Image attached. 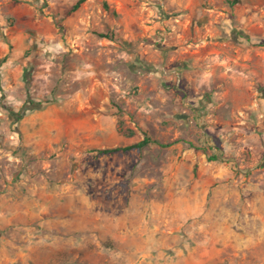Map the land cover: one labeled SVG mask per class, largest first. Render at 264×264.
Segmentation results:
<instances>
[{"label":"rangeland","instance_id":"rangeland-1","mask_svg":"<svg viewBox=\"0 0 264 264\" xmlns=\"http://www.w3.org/2000/svg\"><path fill=\"white\" fill-rule=\"evenodd\" d=\"M76 1L10 0L0 10V61L31 58L29 85L43 87L35 75L49 64L54 75H68L57 85L68 82L84 91L96 83L99 90L97 107L54 106L36 95L34 105L1 107L9 133H19L15 123L26 116L33 117V132L54 134L65 124L59 119L67 120L69 132L81 129L75 139L30 140L32 165L50 163L39 171L31 166V177L42 175L51 189L43 199L52 215L70 219L75 227L68 230L77 232L57 240L60 249L50 252L49 264H264V197L256 198L254 189L264 171H236L208 160L210 151L184 143L96 153L136 143L145 133L163 144L183 140L197 149L223 148L230 157L244 147L262 156L264 137L258 131L244 134V143L225 139L222 122L237 102L222 104L225 83L218 62L264 52V0H184L183 7L167 10L165 0H95L109 19L104 11L91 19L87 34L96 33L81 42L74 34L69 38L66 25ZM128 11L138 19L131 26ZM48 21L56 35L51 41L30 43L16 35L33 24L44 32ZM129 31L132 39H124ZM230 64V76L250 79L248 68ZM110 83L115 87L107 93ZM254 86L264 98V85ZM251 95L237 100L251 102ZM95 119L98 130L87 131ZM240 158H247L246 151ZM68 187L72 193H62ZM81 199L97 212L91 214Z\"/></svg>","mask_w":264,"mask_h":264},{"label":"crops","instance_id":"crops-1","mask_svg":"<svg viewBox=\"0 0 264 264\" xmlns=\"http://www.w3.org/2000/svg\"><path fill=\"white\" fill-rule=\"evenodd\" d=\"M9 1L0 0V10L1 5H8ZM108 1L120 3L119 0ZM164 5L166 10L179 9L183 7L184 0H165ZM116 8L118 10L121 9L119 5ZM103 11L107 14L102 2L98 5L95 0H84L77 10L67 16L66 25L68 28L71 27L68 31L69 38L74 34L73 36L77 37L76 42H81L84 38L94 35L95 31L87 34L90 20L95 19L98 15L102 16ZM150 12L152 13V11ZM106 18L109 19L108 14ZM128 19V26L138 22L137 17H133L130 12ZM49 21L46 23L47 29L44 32L35 31L33 24L32 28L34 30L25 28L16 31V35L30 43L51 41L56 38V35L52 31L54 25ZM111 22L112 27H114L112 19ZM72 26L76 28H72ZM74 28L76 31L73 30ZM85 34H87L86 37ZM129 37L130 39L133 37L131 31L126 33L124 39H129ZM79 53H83V48ZM212 53L214 55L211 58L216 60L220 52L215 50ZM237 59H240L241 62ZM237 59L222 57L218 62L219 65H222L218 74L225 83L222 104L228 107L231 106V100L237 102L230 112L226 114L222 123L224 124L223 131H225L226 140L229 137H234L239 142L242 141L244 143L242 140L244 134L253 136L258 131L264 137V98L257 94L254 86L264 85V52H256L253 56L248 52L242 58ZM230 60L233 63H240L243 68H248V77L250 79L243 82V78L235 79V77L230 76L228 71L233 66L230 64ZM31 61L29 57L25 58L20 64H16L14 57H8L5 61H0V264H49L51 262L50 252L60 249V242L57 240L61 239L63 241V236L77 233L75 230H68L70 227H75L74 222L70 219L63 218L60 215H52L51 205L43 199L44 196L51 194V189L45 185L42 175L37 174L31 177V166L32 171H39L49 166L50 163L42 161L37 163L36 167L32 165L35 150L31 147L30 140L34 136L70 140L80 137L81 132L79 127H77L79 129L69 132L67 130V120L62 119H59V123L65 124L54 134L43 129L33 132L29 127L33 117L26 116L15 123L19 126V133H9L7 128L10 120L6 114H2L1 107L27 106L32 101L31 96L33 95L38 97L45 96L48 99L47 104H53L54 106H99V90L96 83L84 91L81 88L69 86L68 82H64V84L60 82L61 84L57 85L61 77L64 76L65 80H67L68 75H54L50 70L49 64L45 66L44 70L42 69L41 72L35 75V78L44 81L43 87H40V89L35 87L34 82L29 85V72L26 68L32 65ZM227 62H229L228 65H226ZM50 64H53V62L50 61ZM75 78L72 77V81ZM114 87V84L110 83V86H107V93H109V89L113 91ZM245 94H252V101H245L243 104L241 101L239 103L237 99L245 96ZM251 112L253 116H250ZM95 120L94 128L89 126L87 131L98 130L99 124L97 119ZM220 150L223 158L220 161L229 164L231 169L233 168L236 171H264V154L260 156L257 149H255V152L253 149L238 147V150H234L235 153L231 154L234 159L226 155L227 150L223 148H220ZM208 151L211 152L209 156L216 153L214 148H209L207 154ZM244 151H246L247 158H240ZM235 181L237 183V180ZM262 186H264V179L260 175V178H257V182L254 184V189L258 191L256 198L264 197ZM67 192L72 193V190L68 187L62 191V193ZM81 200L85 203L84 205H86V209L90 213L91 211L97 212L96 207L92 203ZM66 209L72 211L78 209V212L81 211L79 208L69 206ZM52 221L58 223L56 228L51 225ZM36 225H39V227H36ZM59 227L62 230H59ZM45 258L48 260L46 263L44 262Z\"/></svg>","mask_w":264,"mask_h":264},{"label":"trees","instance_id":"trees-1","mask_svg":"<svg viewBox=\"0 0 264 264\" xmlns=\"http://www.w3.org/2000/svg\"><path fill=\"white\" fill-rule=\"evenodd\" d=\"M83 1L84 0H78L68 10V12L66 13V15H69L73 11L77 10L78 7L80 6V4ZM99 36L100 37H104V38H109L108 36H105V35H102V34H99ZM30 103L33 104V102H30ZM17 118H19V115L17 116ZM119 124H120V126L123 125L122 120H119ZM129 135L130 136L134 135V132L133 131H130ZM142 135H143L142 139L140 141L136 142V143H133V144H130V145H127V146H124V147H112V148L98 149V150H96V153L98 155H108V154H115V153H118V152H129L131 150H141V149L145 148L148 145H156V146H160L162 148H168V147H171V146H173L175 144H178V143H184V144L190 146L191 148H194L196 150L202 151L203 153H207L206 148L197 149V148H195V146L192 143L185 142L183 140H178V141H174V142H171V143L163 144V143H161V142H159L157 140H154V139L150 138L145 133H143ZM213 148L216 151V153H214L212 156H208V160H210V161L223 160V158H222V152H221L220 148L219 147H211L210 149H213Z\"/></svg>","mask_w":264,"mask_h":264}]
</instances>
